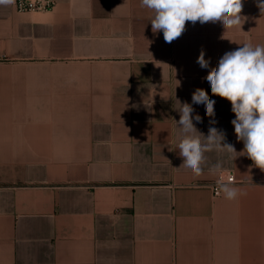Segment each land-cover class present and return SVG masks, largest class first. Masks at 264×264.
<instances>
[{
    "label": "crops",
    "instance_id": "obj_1",
    "mask_svg": "<svg viewBox=\"0 0 264 264\" xmlns=\"http://www.w3.org/2000/svg\"><path fill=\"white\" fill-rule=\"evenodd\" d=\"M55 1L0 5V264H264V171L210 151L194 177L175 122L203 89L215 114L192 104L195 127L243 149L205 77L225 53L264 45L259 0H242L241 29L186 22L172 43L140 0ZM218 162L234 200L209 185Z\"/></svg>",
    "mask_w": 264,
    "mask_h": 264
},
{
    "label": "clouds",
    "instance_id": "obj_2",
    "mask_svg": "<svg viewBox=\"0 0 264 264\" xmlns=\"http://www.w3.org/2000/svg\"><path fill=\"white\" fill-rule=\"evenodd\" d=\"M12 4L14 0H0V5ZM140 4L152 11V32L162 31L166 43H172L183 34L186 22L195 24L199 21L203 24L220 21L228 30L241 29L246 19L241 16L242 0H140ZM257 7L264 14V0H259ZM197 63L201 68L209 67L203 50ZM205 79L213 95L231 103V110L235 114L231 123L237 140L242 141L244 147L237 152L232 144L225 142V134L216 127H210L206 137L197 130L193 120L197 123L202 121L199 115L193 117L192 104L205 105L206 115L213 117L215 101L209 98L205 90L196 89L192 94V104L178 101L180 118L175 122L181 131L177 146L179 156L183 158L180 167L190 169L194 177H199L203 172L205 153L217 151L231 154L233 161L239 156H247L255 167L264 171V45L254 46L247 42L243 47L225 53ZM210 172L220 174L222 164L216 163ZM220 191L228 200L243 194L231 183H221Z\"/></svg>",
    "mask_w": 264,
    "mask_h": 264
},
{
    "label": "built area",
    "instance_id": "obj_3",
    "mask_svg": "<svg viewBox=\"0 0 264 264\" xmlns=\"http://www.w3.org/2000/svg\"><path fill=\"white\" fill-rule=\"evenodd\" d=\"M55 0H15V6L20 12L34 13L51 11L55 6ZM236 177L233 173H220V175L212 180L209 185L215 196L220 195V184L235 182Z\"/></svg>",
    "mask_w": 264,
    "mask_h": 264
}]
</instances>
